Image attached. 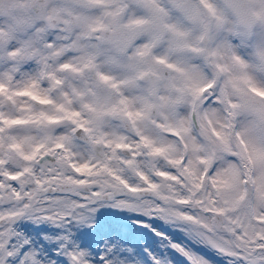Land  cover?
<instances>
[{
    "label": "snow or ice",
    "instance_id": "6c2138e0",
    "mask_svg": "<svg viewBox=\"0 0 264 264\" xmlns=\"http://www.w3.org/2000/svg\"><path fill=\"white\" fill-rule=\"evenodd\" d=\"M0 264H264V0H0Z\"/></svg>",
    "mask_w": 264,
    "mask_h": 264
}]
</instances>
